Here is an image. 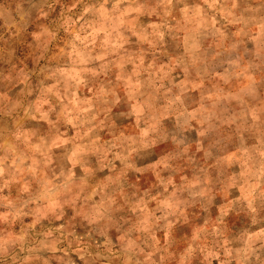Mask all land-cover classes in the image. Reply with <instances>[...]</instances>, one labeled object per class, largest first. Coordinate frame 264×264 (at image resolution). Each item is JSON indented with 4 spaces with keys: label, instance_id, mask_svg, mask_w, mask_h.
Segmentation results:
<instances>
[{
    "label": "clouds",
    "instance_id": "clouds-1",
    "mask_svg": "<svg viewBox=\"0 0 264 264\" xmlns=\"http://www.w3.org/2000/svg\"><path fill=\"white\" fill-rule=\"evenodd\" d=\"M0 264H264V0H0Z\"/></svg>",
    "mask_w": 264,
    "mask_h": 264
}]
</instances>
